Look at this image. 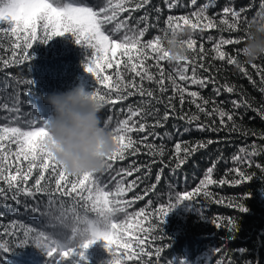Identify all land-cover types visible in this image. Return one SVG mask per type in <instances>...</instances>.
<instances>
[{"label":"trees","instance_id":"obj_1","mask_svg":"<svg viewBox=\"0 0 264 264\" xmlns=\"http://www.w3.org/2000/svg\"><path fill=\"white\" fill-rule=\"evenodd\" d=\"M3 2L6 0H0V3ZM56 2L59 4L61 0H56ZM63 2L91 6L98 11L99 7L105 6L106 0H63ZM112 2L116 3L117 0H112ZM261 2L262 0H197L193 4V0H150V3L144 8L131 12L130 26H135L137 21H141V18H145V20L139 24V27L144 28L145 24L148 25L145 36L140 38L141 44H147L149 40L159 37L161 46L167 50L165 31L167 30V36H169L171 30L168 29L165 22L169 16H185L195 22L196 18L192 16V13L205 4H210L211 7L207 10L206 15L212 17L219 25L221 19H227L229 23L232 22L230 15H223V8L233 7L237 11L243 8L249 9L240 18L239 30L230 32L227 25H219L218 28L203 33L197 31L194 36L197 41V52L200 44H203L206 50V58L203 63L209 70L200 69L197 64L196 73L198 78H210L206 87L192 85L190 81H180L174 72V68L177 67L175 62L158 61L156 54L151 49H145L148 57L146 65L157 79L160 78V68L164 69V83L167 91L160 95L155 83L144 81V86L156 90L157 96L163 103L152 100L148 109L149 111L158 109V117H148L147 120H142L139 117L136 119L140 123L154 125L156 119L162 118L166 110L170 112L167 121L161 119L163 127L149 129V131L159 134V137L150 136L147 141L155 146L156 154L155 156L143 154L147 150L141 148L142 154L129 155L124 161L116 162L109 172L97 174L101 177V185H108L106 190L111 193L118 190V184L127 188L130 182L137 181V185L126 191L119 199L130 201L139 196L144 198L136 200L130 206L126 205V211L118 213L115 222L132 223L137 221L139 223V227L133 233V235H139L144 242L145 255L139 264H264V172L261 171L264 169V118L257 111L264 106V93L259 90L264 87V82L258 74V70L264 71V57L247 63L243 61L242 55H239L237 58L248 73L245 75L236 65L227 64V60L214 59L215 53L210 51L213 43L221 37L243 40L249 23L257 19L258 12L261 11ZM169 3L174 4L172 9H169ZM126 7L134 8V4L126 5ZM125 19H129L127 11L120 13L117 22ZM177 22L182 24V21L173 23ZM10 23V21H0V26H2L0 29V105L9 104L10 107H13L15 106L14 101L18 99L22 101L19 107L24 114L33 110L36 116L48 120L51 106L44 100L46 93L64 92L73 87H80L88 92L97 89L106 90L102 89L92 74L85 71L84 68L85 64L94 59V50L89 48L86 43H77L72 33L65 32L62 35H54L46 43H42L45 30L43 25L38 23V35L33 42L28 39L27 33L17 35L10 30H3L10 29ZM108 27H115V23ZM106 34L109 33L106 32ZM122 35L123 31L114 38L120 39ZM187 38V34L181 37L183 40ZM26 40L32 44L30 49L26 48ZM17 44L20 45V48H15ZM243 46L244 43L225 45L222 46V50L235 56L237 49H242ZM184 48L186 49L185 55L192 58L193 51L187 49L186 45ZM25 51H29L32 58L29 61L17 63L18 59H23ZM14 52L17 54L15 57ZM121 59L126 58H122L119 54L114 57L112 59L113 67H105L102 75L114 77L115 65ZM4 61L8 62L7 65L4 64ZM253 64L257 67H252ZM120 70L125 72L123 68ZM170 74L174 76L177 83L187 87L189 92L197 91L201 97L209 100L210 103L206 106L207 111H211L213 107H220L226 112L233 113L238 131H230L232 122L228 121L227 117L223 118L226 127L220 132L198 129L197 123L222 127L221 118L219 116L206 117L204 113H198L196 105L190 102L192 98L187 93H185L183 106L180 104L178 95L172 101L176 108L174 114L170 109H166L168 98L173 96L172 85L166 79ZM186 75L192 76L191 65L188 66ZM128 78L131 79V76ZM28 80L32 81L31 85L27 83ZM137 82H139V78H137ZM225 85L233 86L235 92H226ZM216 89H219V95L216 94ZM21 92L26 94L21 96L19 95ZM242 97L246 98L252 107L242 106L234 109L232 101H240ZM146 99L148 98H142L137 94L129 97L126 101L102 107L99 113L101 123L104 124L111 117L108 128L110 130L116 128L120 120L127 118L129 107L133 109L144 107L142 101ZM200 102L198 99L197 103ZM194 113L199 114L198 122L189 124L186 120L179 118ZM10 119L9 112L0 110V127L19 126L10 123ZM213 121H215L214 125ZM131 135L134 139L139 140L147 135V132L132 133ZM208 140L217 142L209 144L206 148L198 149L191 155L186 156L183 151L177 155V143H180L182 148L185 146L191 148L198 142L206 143ZM5 146L8 148V153L3 165L6 168L12 165L10 170L13 174L16 173L18 167L26 172L27 163L20 164L15 161L16 146L7 143ZM161 147L164 150L162 156L159 152ZM242 149L248 153L255 152L256 154L249 158L245 156L244 151H241ZM4 155L5 153L0 152V156ZM241 156H245L243 162L235 159ZM179 159H185L186 162L177 167ZM153 160L157 162L153 163ZM133 165L140 171L134 172L130 177L117 175L122 170L132 171ZM149 165L150 167H148ZM209 168H213L211 179L216 183L202 186L200 182L205 179ZM237 168L253 178L240 185L233 184V180L239 179L237 172L234 171ZM39 174V169L34 170L27 184H20L21 189L27 187L34 193V196H27L21 192L18 196L19 203L11 198L7 200L0 198V225H3L0 227V233L8 231L13 235L11 241L7 236L0 239V243L6 242L11 247L7 252H0V264H48L50 258L43 249L32 243L17 245L24 239V236L21 234L17 239L14 232L19 231L21 227L36 228L49 235L56 233L71 235L70 228L76 226L75 216L77 214L86 215L91 220L97 219L96 213L92 211L91 202H88L87 205L83 201L76 204L72 198L62 197L56 191L54 178L51 181L47 179L42 181L43 190L41 193H36L35 180ZM158 174L161 176L159 181H157ZM5 175H7V171ZM112 177H116V179L113 180ZM220 180L228 182L221 185ZM0 187L7 188V185L0 180ZM198 188V196L194 195L191 200L182 199L176 203L181 194L191 193ZM205 192L210 195L205 196ZM12 194L11 191L7 193L9 197ZM84 195L87 196L88 193L85 192ZM49 199L54 201L52 207L57 216L60 215V212L67 215L68 228L48 227L49 224L55 222L52 217L41 216L29 211L37 204L40 212L48 211ZM61 203H63L62 208ZM170 204H175V206L164 217L160 230L155 231L160 220L163 219L162 213H159L158 209L168 208ZM239 204H242L246 211H239L238 207L229 206ZM141 209H143V213H141ZM137 213L141 214L136 215ZM217 218H219L220 227L212 223ZM229 218L234 220L237 225L236 229L232 231L225 227ZM104 245L105 241L97 240L83 249L86 261L74 253L71 257L62 260L61 264H107L111 259V254ZM157 249L160 250L159 257L156 256ZM217 249L220 251L216 252ZM79 251L81 249L77 248L76 252ZM132 264H138V262L134 261Z\"/></svg>","mask_w":264,"mask_h":264},{"label":"snow or ice","instance_id":"obj_2","mask_svg":"<svg viewBox=\"0 0 264 264\" xmlns=\"http://www.w3.org/2000/svg\"><path fill=\"white\" fill-rule=\"evenodd\" d=\"M197 0H193L195 4ZM150 3V0H117L113 3L112 0H106L105 6L99 7V10H94L91 6H81L74 2L57 3L56 0H6V2L0 3V21H10V29H3L5 31H12L17 35H24L27 33L28 39L33 42L36 40L38 35L37 26L38 23L43 25L45 30L44 39L42 43H46L54 35H62L65 32H70L73 34L75 41L77 43L83 42L84 44L94 50V59L89 63L84 65L85 71L92 74L96 79L97 84L101 86L105 91L97 89L96 91L90 92L91 98L98 101L101 107L106 105H115L118 102L126 101L129 97L139 95L140 97L148 98L143 100L142 103L144 107H138L133 109L129 107L127 118L120 120L118 126L112 129L113 140L116 144L115 150L108 155L106 159L105 166L99 171L84 172L78 175H73L67 173L63 167L56 161L54 154L51 151L49 143V131H48V120H44L36 116L35 112L24 114L19 107L22 101L18 99L14 101L13 107L9 104L0 105V110L7 111L11 115L10 123L17 124L16 127H0V152L5 153L4 156H0V180L3 184L7 185V188L0 187V198L5 200L11 198L16 203H19L18 196L21 192L27 196H34V193L24 187L20 188V184H27L31 174L34 170L39 169V177L35 180L36 193H41L43 190L42 181L55 179L56 191L61 194L62 197H69L79 204L83 201L85 205L88 202L92 204V211L97 215L96 220L88 219L87 216H75L76 226L70 228L71 235H66L63 233H56L54 235H49L46 232L36 229V228H23L21 227L19 231H15V238L19 239L20 235L23 234L24 239L20 241L17 245H24L27 243H32L39 248L43 249L46 255L50 258L48 264H61V261L67 257H71L74 253L78 255L81 259L86 261L83 249H86L89 245L97 240L105 241V249L110 251L111 259L107 264H132V262H141L144 251V242L141 240L139 235H133V233L139 227L137 221L132 223H117L115 222V217L118 213H123L126 211V205L130 206L134 204L136 200L143 199V196H139L130 201H122L119 197L123 196L126 191L133 189L137 185V181H132L125 188L122 184H118V190L115 193L107 191L108 185H101V177L98 173H106L113 169L114 164L118 161H124L129 155L142 154L141 148L147 151L143 154L149 156H155L156 149L153 144L148 143L150 136L159 137V134L154 131H149V129H154L155 127H163L161 119L167 121L170 116L169 111H165L162 118H157L154 125H149L147 123H140L136 119L139 117L142 120H147L148 117H158V109L155 111H149L152 100H156L157 103H163L156 94V90L152 88H146L144 86V81L150 83H155L158 86L160 95H163L167 88L165 87V73L164 69L161 67L159 71V79L149 70L146 65V59H148L145 49H151L153 53L156 54L158 61H168L175 62L177 67L174 68V72L178 75L180 81H190L192 85H200L201 87H206L207 82H209V77H204L203 79L198 78L197 64L200 69L208 71L205 68L203 61L206 58V50L203 44H200L199 51L197 52L196 43L194 39L197 31L203 33L210 29H216L219 25H227L230 32L239 30L240 18L244 12L249 10L248 8H243L239 11L235 10L233 7H225L222 12L224 16H231L232 22L229 23L227 19H221L219 25L214 21V19L206 15L207 10L211 7L210 4H205L202 8L198 9L196 12L192 13V16L196 18L195 22L185 16L173 17L169 16L166 20L168 29L171 30V34H179V42L183 47L193 51L194 55L192 58H188L186 55L182 57L173 58L170 53L161 46L160 38L157 37L155 40H149L147 44H141V37H144L148 25L145 24L144 28H140L139 24L145 20L141 18V21H137L135 26H130V15L132 11H137L144 8ZM134 4V8H127L126 5ZM169 9L174 7L173 3H169ZM261 11L258 12L257 19H264V0L260 4ZM129 12V19L120 20L117 22V17L120 13ZM174 21H182V24ZM115 27L109 28L108 26L113 25ZM2 29V26H0ZM123 31V35L120 39L114 38L120 35ZM108 32L109 34H106ZM187 34V39L183 40L181 37ZM165 37H167V30L165 31ZM247 38V31L243 40L241 39H225L221 37L217 42L213 43V47L210 50L215 53L214 59L220 61L227 60V64L236 65L240 68L241 72L245 75L248 73L244 70L241 62L238 60V56L241 55V49H237L236 55H230L226 51L222 50V46L225 45H240L245 42ZM27 49H30L32 44L25 41ZM15 48H20V45H15ZM122 58L115 65L116 73L114 77L108 75H102L105 67L112 68V59L117 55ZM17 54L14 52V57ZM29 51H25L22 60H17V63H23L25 60L29 61L31 59ZM102 61V63H101ZM7 61L4 64L7 65ZM192 66V76L186 75L188 66ZM252 67L256 68L257 65L253 64ZM121 68L125 72H121ZM210 68V65H209ZM258 74L261 76L262 82H264V71H259ZM131 76V79L128 77ZM139 78V82H137ZM166 79L172 85L173 96L168 98L166 104V109H170L171 113L174 114L176 111L175 105L172 101L178 95L180 104L183 106L185 103V93L191 97V103L195 104L198 113H204L206 117L219 116L220 124L222 127H215L207 124L197 123V127L200 130H209L212 132H220L226 127L224 117L232 122V127L230 131H238V128L234 121V114L226 112L220 107H213L211 111L206 110V106L210 103L209 100L204 99L200 96L197 91L189 92L187 87L182 86L177 83L173 75H168ZM251 80V77L249 76ZM29 85L32 84L31 80H28ZM224 90L228 93L235 92L233 86H224ZM264 93V87L259 89ZM216 94L219 95V89H216ZM26 93L21 92L19 95H25ZM11 99V97H10ZM200 103H197V100ZM214 103V102H213ZM233 108L238 109L240 107L251 108V103L243 98L240 101H232ZM261 117L264 118V106L257 110ZM198 113L191 115L180 116L182 120H186L187 123L192 124L193 122H198L200 117ZM111 121V117L104 122V125L108 127ZM215 121H213V125ZM141 139H134L131 135L132 133H144ZM255 135V133H253ZM217 141L208 140L205 142H198L196 145L189 147H183L180 143L176 144L177 155L181 151L187 156L195 153L198 149L206 148L209 144ZM7 144L15 145L16 151L14 153L15 161L20 164L27 163V171L23 172L22 168H17L16 173L13 174L10 170L12 165L7 168L3 165V161L7 159L8 148L5 146ZM163 147L159 149L160 155H163ZM245 156L251 157L256 154L248 153L246 150ZM245 156L237 157L239 161L243 162ZM153 163L157 162L155 160ZM185 159H179L177 167H180L185 163ZM150 167V165L148 166ZM259 167V165H257ZM7 171V175L5 172ZM140 171L135 165L132 166V171L122 170L121 173L117 175L132 176L134 172ZM239 179L232 181L235 185H240L245 181H249L253 176L248 175L245 171L239 168L235 169ZM264 172V169H261ZM213 168L207 170V175L204 180L200 182L203 186L205 184L212 185L216 181L211 179V174ZM46 173L48 174L46 176ZM113 180L116 177H112ZM161 179V176L157 175V181ZM226 180H220L221 185L227 183ZM155 188V185H153ZM12 192L11 197L7 195L8 192ZM87 192L88 195L85 196L84 193ZM147 194V193H146ZM199 195V188L193 190V192H185L181 194L176 203L182 199L191 200L192 197ZM205 196H209L210 193L205 192ZM79 198V199H77ZM220 202V201H217ZM54 201L49 199L48 211L40 212L39 205L30 208L29 211L33 213H38L41 216L52 217L54 223L48 225L51 228L66 229L68 228L67 220L68 217L64 212H60V215H56L53 211ZM175 206V204H170L168 208L161 207L158 209L159 213H162L163 219L160 220V224L157 226L155 231L160 230V225L164 221V217L167 213ZM230 207H238L239 211H246L242 204L239 205H229ZM63 203H61V208ZM75 207V206H74ZM143 213V209H141ZM137 213L136 215H140ZM219 218L213 220L212 223L220 227L218 223ZM82 225V227H81ZM3 227V225H0ZM229 231L236 229L237 225L231 218L228 219L225 225ZM4 236L8 237V240L13 239V235L8 231L0 233V239ZM8 243H0V252H7L10 250ZM79 248L81 251L76 252ZM217 249L216 252H219ZM160 250H156V256L159 257Z\"/></svg>","mask_w":264,"mask_h":264},{"label":"clouds","instance_id":"obj_3","mask_svg":"<svg viewBox=\"0 0 264 264\" xmlns=\"http://www.w3.org/2000/svg\"><path fill=\"white\" fill-rule=\"evenodd\" d=\"M179 39V34L165 37L167 51L173 58L185 55ZM241 55L247 63L264 57V19L249 23ZM44 100L51 106L47 127L56 161L73 175L101 170L116 144L112 130L101 123L100 103L80 87L46 93Z\"/></svg>","mask_w":264,"mask_h":264}]
</instances>
